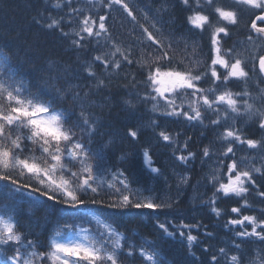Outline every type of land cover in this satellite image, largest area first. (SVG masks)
Returning a JSON list of instances; mask_svg holds the SVG:
<instances>
[{"label":"trees","instance_id":"trees-1","mask_svg":"<svg viewBox=\"0 0 264 264\" xmlns=\"http://www.w3.org/2000/svg\"><path fill=\"white\" fill-rule=\"evenodd\" d=\"M132 1L135 6L133 10L138 14L135 20L125 11L110 12L102 3L96 19L99 15L107 14L108 33L101 37H88L85 33L83 46L77 48L72 43L77 37L74 35L65 37L61 35L59 29L52 30L45 26L51 19L63 18L61 24L63 31L74 33V21L79 18V14L77 12L70 14L69 3L76 9L75 0H0V76L8 81V75L4 70L10 68L15 74V79L22 80L31 94L51 100L55 109L65 112V116L69 118L66 126L78 123L82 110L90 114V118L96 124L95 133L89 137L86 130L77 129V136L82 138V142L92 152H102L106 162L104 169L121 171L133 189H137V186L144 189L142 195L130 197L133 204L137 199L143 201L146 195V198L152 199L155 203L171 205L155 211L134 207L111 208L108 205L118 202L120 194L104 186L105 184L102 185L101 194L97 197V204L87 202L92 195L89 194V197H84L86 203L77 208H71L62 202L49 201L31 189L29 191L36 197L28 196L27 199H18L16 202L8 199L2 191L0 214L5 217L11 216L17 223V231L27 237L16 246L24 255L30 251H47L57 231L62 233L60 237L67 238L73 226L75 231L90 226L97 228L87 213L94 212L126 235L124 255L120 258L123 264H144L145 260L140 257L139 250L146 241L161 244L159 246L174 264H212L211 255L205 251L206 247L225 245V240L233 238L231 233L224 231L226 222L238 219L242 215L264 219V198L258 195V192L264 191V169L260 174H254L255 185L251 186L244 196L236 197L234 194L224 196L223 193L216 192L219 182H223V179L216 175L208 176L207 169L217 167L206 168L203 162L205 148L209 149L210 159L220 153L221 134L226 128L232 127L234 121L231 118L226 123L222 121L220 125H212L210 120L215 118L208 112L203 123L196 124L185 121L183 117L161 115L165 110L163 99L158 101L143 99L151 89L147 83L148 68L141 67L140 64L150 62L159 55L158 47L151 45L147 40L144 29H148L162 40L165 46L171 44L169 50L171 61L170 63L165 61V67L187 70L192 66V61L199 60L201 63L198 70L203 72L207 65H210L213 56L210 28L206 27L201 31L188 24L187 17L191 12L185 8L181 0ZM106 2L107 0H104V3ZM57 3L61 5L59 8L55 7ZM233 8L239 15L245 13ZM143 12L147 21L141 19ZM213 23V26L217 25V20H213ZM236 33L240 38L245 31L236 32L231 29L228 36L221 34L224 49H227V43ZM113 45L119 47L125 54H129L130 50L129 59L132 63L123 60L120 53L114 57L121 63L118 70L110 66L105 68L100 62L93 63L95 56L107 55L111 64L113 57L108 54L115 51ZM193 45L196 46L195 52ZM204 46H207L208 52L202 57ZM88 65H92L95 77L88 75L86 71ZM216 68L222 75L226 71L219 65ZM255 72L258 74L257 70ZM255 79L258 82L257 86L255 80L249 76L246 83L240 82L236 89L244 91L248 86L252 94L255 92L261 94L264 92V82L260 76ZM100 80L104 82L102 86H98ZM231 82L232 80L226 87L232 91ZM201 86L205 89L211 87V80H203ZM220 87L225 88L223 84H220ZM74 93H79V96H74ZM154 103L159 104L157 111H153ZM256 107L264 111V99L257 102ZM258 120L257 116L249 124L247 119L241 117L236 121V126L245 136L264 142V130L259 128ZM129 128L138 131L136 141L127 136ZM160 131L171 135L172 142L163 141L158 135ZM145 150L149 153L147 159L143 155ZM234 152L239 167H243L248 160L258 159L264 153V146L250 150L235 145ZM189 153H193L194 156L185 162L178 159L179 155L188 157ZM39 154L37 150L36 155ZM227 160L228 158L223 159L225 163H221L220 169H227L225 165L231 163V160ZM152 169L158 171L154 172ZM158 172L163 174L157 178ZM184 172L191 174L188 185L182 183L180 179ZM211 177H216L217 180L214 181ZM120 189L127 195L124 189ZM129 194L134 196L136 193L132 190ZM212 198L215 199L214 207L210 203ZM245 199L247 207L243 206ZM99 201H103V204ZM233 207L241 208L240 214L232 213ZM214 208L220 211L221 218L213 211ZM159 214L173 217L176 226L180 224L194 226L188 232L179 230L176 238L185 243L189 233L200 237L202 242L196 245L195 255L186 250L183 252L176 250L178 242L164 239L162 232L155 226L159 222ZM65 226L69 229L67 233ZM168 226L172 227L173 224L168 223ZM208 229L214 237L205 240L202 233ZM180 232L185 235L181 236ZM28 241H35L36 245L29 248ZM40 245L43 247H39ZM127 246H136L131 257L127 256ZM3 249L5 248L0 247V264L13 253V251L5 253ZM255 254L264 260V242L257 245L246 239L242 246L240 262L248 263ZM218 264H226V261L220 257Z\"/></svg>","mask_w":264,"mask_h":264},{"label":"snow or ice","instance_id":"snow-or-ice-1","mask_svg":"<svg viewBox=\"0 0 264 264\" xmlns=\"http://www.w3.org/2000/svg\"><path fill=\"white\" fill-rule=\"evenodd\" d=\"M101 2L108 9H111L113 5L121 6L135 20V16L124 0H107L106 3L101 0ZM181 2L191 12L187 17L188 24L201 31L206 26L211 28L210 42L213 53L211 63L203 72L198 70L201 63L199 60L192 61V66L187 70L165 67L164 62L170 63L171 61L169 51L171 44L165 46L162 40L145 28L147 40L151 42V45L158 47L159 55L152 58L150 62L140 64L141 67L148 68L147 83L151 89V92L146 94L143 99L151 101L163 99L165 110L161 115L183 117L187 122L195 121L202 124L205 119L204 114L208 112L216 116V119L210 120L212 125H220L222 121L226 123L229 117L234 119L240 115L258 116L259 128L264 130V111L254 110V104L249 103L247 99L242 101L238 99V97H250V93L246 90L233 93L226 87L233 79L246 83L249 78V71L245 67L246 61L242 60L238 54L233 56V49H224L221 44V34L228 36L229 26H235L239 22L237 10L214 6L215 0H181ZM235 3L259 10V14H255L250 21V28L258 37L264 38V0H235ZM60 6L59 3L55 5L57 8ZM205 6L213 8L217 17L216 26L212 25L209 15L198 10ZM72 11L78 12L79 10L72 9ZM107 19V14L99 15L98 19H94L91 15L85 16L80 21L79 31L74 33L63 31L61 27L63 18L60 20L51 19L45 26L52 30L59 29L61 35L65 37L74 35L77 39H74L72 43L79 48L83 46L82 42L85 39L83 34L86 33L88 37H101L108 33ZM252 39L251 36L248 37L249 41ZM113 47L115 51L108 54L113 57L111 64H109L107 55L105 57L95 56L93 63L100 62L105 68L110 66L118 70L121 63L114 59L117 53H120L123 60L129 64L132 63V60L129 59L130 50L129 54H125L119 47L115 45ZM195 51L196 46L193 45V52ZM138 63L140 62L138 61ZM217 65L226 70L223 75L217 71ZM256 70L257 64L254 62L252 71ZM4 71L8 75V81L0 76V182H3L0 184V192L9 189V195H13L20 192L22 188L31 189L32 192H38L49 201L62 202L71 208L84 205L86 203L84 197H89V194H92L87 202L97 204L102 184L98 183V178L94 175V168L96 170L104 169L106 162L102 152H92L82 142V138L77 136V129L86 130L89 137L95 133V121L90 118V114H86L82 110L78 118L79 122L66 126L69 118L65 116L64 111L55 109L51 100L31 94L25 88L22 80L15 79V74L11 72L10 68ZM86 71L90 77H95L92 65H88ZM258 72L261 78H264V55L258 57ZM205 79H210L212 83V86L207 89L198 86V82ZM103 83L100 80L98 86H102ZM220 84L225 86L223 91H218ZM151 93H155V95ZM166 94L168 95L166 96ZM74 96L78 97L79 93H74ZM261 98L264 99V92L261 93ZM177 99L180 100L179 104ZM185 102L187 110H185ZM128 103L131 105L130 101ZM158 108L159 104L154 103L153 111H157ZM158 135L163 141L172 142V136L165 131H160ZM127 136L136 141L139 133L135 128H129ZM221 141L226 145L221 155L231 159V163L225 166L228 173L234 175L229 176L228 183L219 182L216 192L223 193L224 196L234 194L236 197H242L249 192V187L246 184L255 185L254 174L261 173V169L253 167L250 170H241L237 160L233 158V145L246 144L249 149H256L259 146H264V142L242 138L239 130L232 127L226 128L221 134ZM37 150H39V155H36ZM143 155L146 159L148 158L147 150ZM203 155L205 157L210 155L208 148L203 150ZM192 156L194 154L189 153L188 157L181 155L178 159L186 161ZM89 161H94V164ZM148 162L151 163L150 160ZM221 163L223 164V161ZM77 165L79 168L73 171ZM104 170L106 171V169ZM152 170L158 171L157 169ZM57 174H59V179L56 178ZM119 175L123 176V173ZM180 179L182 183L188 181V177ZM211 179L217 180L216 177H211ZM117 181L124 190L128 189V184L124 180L117 177ZM107 187L120 194L118 202L108 205L111 208L134 207L155 211L166 206L171 207V205L155 203L150 198H145L143 201L137 199L133 204L129 195L123 194L115 184H108ZM258 195L264 198V191L258 192ZM99 203L103 204V201H99ZM211 203H215V200ZM243 206H248L246 199ZM213 211L220 215L218 209L214 208ZM231 212L240 214L241 208L233 207ZM97 223L101 225V228L97 229L92 236L85 234L84 242L71 238L66 242H59L56 237H60L62 233L57 231L55 237L50 241L47 251H30L24 255L16 246L27 237L17 231L16 224L10 218L0 217V246H7L3 249L5 253L8 251L14 253L7 256L2 264H8V261H11V264H37V260H39V264H46V262H50V264H119L121 256L124 255L125 245L122 244V240L125 238L106 221L97 220ZM228 224L238 225L243 229L236 231V235L239 237L255 236L264 241V219L252 215H242L238 219H230ZM247 225L251 226L250 231ZM159 227L169 236L173 235L164 224H160ZM183 227L188 226L183 225ZM71 230L75 231V226ZM68 231L69 229L65 226V233ZM80 231L87 233L85 229H80ZM206 234L211 235L210 233ZM180 235L184 236L185 233L180 232ZM186 239L189 246L197 241V237L190 233L187 234ZM34 245H36L35 241H28L29 248ZM127 247V256H133L136 246ZM207 250L205 249V251ZM219 252L224 254L225 249L221 248ZM140 254L151 264H160L155 250L145 255V249L141 246ZM230 259L232 264H238V256L233 255ZM211 261L212 264H218L217 256L213 255Z\"/></svg>","mask_w":264,"mask_h":264},{"label":"rangeland","instance_id":"rangeland-1","mask_svg":"<svg viewBox=\"0 0 264 264\" xmlns=\"http://www.w3.org/2000/svg\"><path fill=\"white\" fill-rule=\"evenodd\" d=\"M70 4V6H71V3H69ZM229 9H234L233 7H229ZM88 10V8H86L85 9V11H87ZM72 11V10H71ZM79 28H80V24H77L76 26H75V30L76 31H79ZM168 94H166V96H167ZM234 155H235V152H234ZM211 167H214L215 165H214V163L212 164V165H210ZM95 176L98 178V182H111L112 180H114V181H116V182H118L117 181V177H119V179L120 180H124L125 181V179L123 178V176H120L118 173H115V172H112L111 173V177L110 178H104L103 176H100L99 175V173L98 174H95ZM56 178L57 179H59V174L56 176ZM126 182V181H125ZM129 187V186H128ZM127 190H129V191H134L136 194H138L139 196L140 195H142L143 193L141 192V190H140V188L137 186V189H127ZM147 196H150V195H147ZM145 198H146V195H145ZM92 218L97 222V220H100V221H102L97 215H92ZM85 234H87L88 235V233H84V232H81V231H78V232H76V233H74V234H72L69 238H71V239H74V240H77V241H80V242H84L83 241V237H84V235ZM68 238V239H69ZM59 242H66V240H63V239H61V238H56Z\"/></svg>","mask_w":264,"mask_h":264},{"label":"bare ground","instance_id":"bare-ground-1","mask_svg":"<svg viewBox=\"0 0 264 264\" xmlns=\"http://www.w3.org/2000/svg\"><path fill=\"white\" fill-rule=\"evenodd\" d=\"M258 148V147H257ZM162 199V198H161Z\"/></svg>","mask_w":264,"mask_h":264}]
</instances>
